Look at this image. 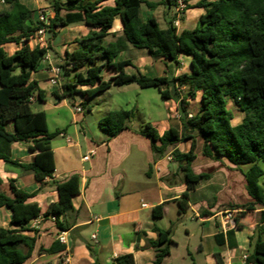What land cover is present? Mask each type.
Wrapping results in <instances>:
<instances>
[{
  "label": "trees",
  "instance_id": "obj_1",
  "mask_svg": "<svg viewBox=\"0 0 264 264\" xmlns=\"http://www.w3.org/2000/svg\"><path fill=\"white\" fill-rule=\"evenodd\" d=\"M50 1L54 15L48 18L47 25L43 24L49 35L55 37L59 28L78 23L90 28L87 35L73 41L76 48L67 51L59 65L63 79V94H55L59 100L68 98L74 105L77 94L91 99L112 85L133 83L141 88L159 87L162 98L168 100L171 98L169 90H161L162 86L170 84L167 77L127 74L125 68L132 62L116 61V58L129 45L146 50L154 59L177 63L181 55L191 58V72L173 79L177 86L187 88L180 106L182 117L186 119L182 131L171 127L159 135L156 128L147 123L141 133L151 140L152 150L157 155H164L170 147L191 140L188 152L178 149L173 152L187 184L184 200L189 199V191L210 177L209 173L193 170L197 158L194 132L202 139L204 157L214 162L226 161L242 173L251 201L228 204V207L234 210L232 218L236 227L246 225L248 214L261 209L250 237L251 250L245 264H264V186L261 183L264 168L259 164L264 162V0H200L195 6L203 8L205 13L194 29L181 33L175 26V16L167 21L166 27H162L156 17L147 20L142 17L143 5L150 10L159 6L171 10L178 7L180 0H113V5H104L108 0ZM4 4L6 8L0 11V160L32 170L36 181L43 183L52 178L56 169L51 142L61 133L60 130L49 131L45 111L32 109V98L44 101V92L38 82L32 80V73L47 50L28 44L39 28L38 22L32 19L33 11L21 0H4ZM116 18L121 19L124 34L104 44ZM7 44H16L19 48L8 54ZM104 69L114 75L109 81H103L100 75ZM198 94L201 95L200 109L187 118L184 108L187 100L196 99ZM230 102L245 114L237 125L232 124L234 113L229 108ZM131 117L130 111L115 110L99 125L112 138L127 128ZM17 142L29 143L28 149L36 153L31 163L11 158V146ZM244 166L249 167L245 170ZM53 185L58 201L50 204L45 212L37 203L29 202L36 193L19 189L13 181L10 182L11 195L0 191V207H7L13 214L12 228L0 227V264H25L31 257L36 238L24 234V226L31 220L53 216L59 230H67L60 217L74 210L72 197L79 194V177L74 174ZM182 206L183 200L180 210ZM154 214L162 216V213ZM205 214L211 215L210 212ZM173 226L167 230L154 228L159 238L148 243L155 250L154 264H165L164 259L170 254L174 243ZM233 238L232 230L226 233V240L224 235L215 237L219 244L227 241L232 248L236 246ZM63 249L64 246L55 241L49 248L41 247L40 251L54 253ZM215 256L218 264H224L219 252ZM115 264L136 263L133 254H125L117 257Z\"/></svg>",
  "mask_w": 264,
  "mask_h": 264
},
{
  "label": "crops",
  "instance_id": "obj_2",
  "mask_svg": "<svg viewBox=\"0 0 264 264\" xmlns=\"http://www.w3.org/2000/svg\"><path fill=\"white\" fill-rule=\"evenodd\" d=\"M61 1L66 2V0ZM199 1L182 2L184 9L181 14H178V7L171 10L165 9L167 16H175L176 21L179 18V25L176 26L178 33L183 30H192L197 26L200 17L205 13L203 8L195 6ZM21 2L33 11L34 22L38 21L42 12L49 17L54 15L50 0H21ZM113 4V0L104 3V5ZM143 7L144 20L152 17L158 19L156 14L160 6L156 10ZM89 30L85 23H78L59 28L55 37L45 33L47 53L37 70L32 73V80L37 81L44 92V101L35 98L32 103L34 105L42 102L43 108L38 111H45L47 115V109L56 108L58 103L69 102L68 98L59 100L56 97V93L63 94V79L60 77L58 85L51 84L49 81L52 75L51 68L54 65L59 66L66 52L76 48L73 41L87 35ZM123 34L122 21L116 18L104 44L122 37ZM28 44L32 48L38 46L33 36ZM18 48L16 44L5 45L8 54H13ZM124 60L132 62V65L125 68L127 74L141 73L147 77H167L170 80V84L162 86L161 90H169L171 98L167 102H174L175 117L180 114L181 118L180 121L175 119L176 124L172 125L173 116H162L156 122L158 127L155 128L159 135H163L171 127L182 131L186 119L182 117L178 108L181 92L173 79L191 72V58L181 55L177 63L163 58L154 59L146 50L129 45L128 49L116 58V61ZM86 69L82 71L85 72ZM100 75L103 81H109L114 77L105 69ZM113 86L116 85L111 87ZM74 98L71 114L73 122L77 124L80 119L82 120L86 97L77 94ZM196 98H199L201 103V95L198 94ZM187 102L189 107L191 100L188 99ZM79 106L82 111L76 112L75 108ZM88 108L91 109L92 106ZM199 109L200 105L196 113ZM185 111L191 113L189 110ZM110 112L112 110H107L105 117ZM130 124L129 120L127 128L112 138L100 128V125L99 131L92 136H87L83 128L75 127L73 135L69 134L68 129L57 128L56 130L61 131L58 136L63 138L64 142L55 145L53 140L57 136L52 140L56 169L52 178H47L43 183L36 181L32 170L0 160L2 182L0 191L11 195L10 182L13 181L19 189L36 193L29 202L37 203L42 212H45L50 204L58 201V193L53 182H62L74 174L79 177V194L72 197L74 210L60 217V222L67 230L60 231L53 216L47 218L39 216L24 226L26 229L24 234L36 238L31 257L25 264H115V259L125 254H133L136 264H154L155 250L148 246L149 241H156L159 238L154 228L167 230L172 224L174 226L171 238L174 243L170 254L164 259L165 264H218L215 256L218 252L224 264H245L246 259L243 256L250 254V237L254 234L256 217L261 209L248 214L246 225L235 226L232 218L234 210H230L228 204L251 201L242 173L226 161L214 162L204 157L201 147L203 161L197 164L199 156L195 151L197 158L194 161L193 170L195 173H209L210 177L200 182L194 190L189 191V199L184 200L183 196L188 191L184 173L180 170L179 163L175 159L169 161L168 156H173V152L177 149L182 153L188 152L191 148V140L170 147L164 155H157L152 150L151 140L142 134L141 130H137ZM187 142L189 147L184 151L182 146ZM28 146L29 143L12 144L11 158L26 164L31 163L36 153L31 152ZM157 146H160V142H157ZM91 150H95L96 154L89 161H83V156ZM208 161L212 162L211 164L224 165V173L222 171L213 173L210 163L205 164ZM228 171L233 174L228 175L226 173ZM263 178L264 176L261 183L264 186ZM238 193L242 195L241 200ZM182 200L183 206L180 210ZM155 207L158 208L155 210ZM154 212L162 213V216L156 217ZM207 212L211 215H206ZM188 214H191L192 219L197 223L186 230L185 241L182 243L175 238V226ZM12 217L10 209L0 207V227L12 228L10 226ZM166 219L168 222L165 224ZM229 230L234 232L233 240L236 246L233 248L228 246L227 241L225 244H219L215 239L216 235H224L226 240V233ZM62 233H66L68 238V244L63 245V250L54 253L40 251L41 247L49 248L58 241V236ZM66 248L71 254L69 263L64 259Z\"/></svg>",
  "mask_w": 264,
  "mask_h": 264
},
{
  "label": "rangeland",
  "instance_id": "obj_3",
  "mask_svg": "<svg viewBox=\"0 0 264 264\" xmlns=\"http://www.w3.org/2000/svg\"><path fill=\"white\" fill-rule=\"evenodd\" d=\"M6 5L0 1V11L5 9ZM143 8H147L145 5ZM163 6H160V9L158 10V13L156 14L158 19L160 20V24L162 27H165L167 25V21L171 19V15L167 16V12ZM42 10V9H40ZM43 14L45 12H42ZM178 14H181L179 12ZM139 51V50H138ZM165 87V86H164ZM180 95H186L187 94V88L184 90H180ZM169 100V99H168ZM168 100H165L162 98L160 93L159 87H150V88H141L137 84H133L130 86H113L107 91L95 96L92 99H88L86 97V105L84 107V112L82 114V120L80 119L77 124L73 122V116L71 114V105L68 104L69 102H62L58 103V106L56 108H49L47 109V115H48V128L51 132H55L57 128L61 129H68L69 134L73 135V131L75 127L77 128H83L87 136H92L95 132L99 131V123L100 121L105 117L107 110H127L130 111L132 114V117L130 118V125L136 128L137 130L144 129L146 123H151L154 127L157 126V121L162 116L163 117H171L173 116V119H171L172 125L176 124V120L180 121L178 118L175 117L176 109L173 107L174 102ZM191 100V105L188 107V104L184 107L185 110H189L192 114H196V111L199 108L200 105V99L196 98L194 100ZM178 108L180 112L182 113V110L180 106L181 99L179 98V104ZM92 106L91 109L88 107ZM43 105L42 102H38L34 105H32V109L34 111L42 110ZM229 108L234 113V119L232 121L233 125L239 124L245 114L238 110V108L230 102ZM85 119L83 120V118ZM176 119V120H175ZM180 125L179 122L177 124ZM144 126V127H142ZM183 129V127H182ZM195 137L197 138V148L196 152L198 154V160L197 164L201 163L203 161V156L201 155V147H202V139L198 137V133H194ZM188 141V140H186ZM54 144L57 145L59 143H63V138L57 136L53 140ZM185 142V141H183ZM186 151V149L189 147V142L184 143L182 146ZM210 163V169L212 172L216 171H222L225 169L224 165L222 164H211L212 162L208 161L205 162V164ZM259 164L264 168V162L260 161ZM202 164L200 165V167ZM209 167V166H207ZM249 167V166H244ZM228 175H232L230 171L226 172ZM227 175V176H228ZM264 181V178H263ZM239 194V199L242 198V195ZM241 200V199H240ZM168 222V219L165 220V224ZM196 221L192 219V215L188 214L184 220H181L180 223H178L175 226V238L176 240H179L180 242L185 241L186 237V230L193 225H196Z\"/></svg>",
  "mask_w": 264,
  "mask_h": 264
},
{
  "label": "built area",
  "instance_id": "obj_4",
  "mask_svg": "<svg viewBox=\"0 0 264 264\" xmlns=\"http://www.w3.org/2000/svg\"><path fill=\"white\" fill-rule=\"evenodd\" d=\"M2 3H4V0H1ZM183 1L180 0L179 1V4H178V12H181L183 9H184V5L182 3ZM49 16L46 15V14H43L41 13L38 17V25H39V28L37 31H35L34 35H33V39L36 40V43L38 45V47H41V48H46V40H45V33H46V28L44 25H47L49 20H48ZM41 23V24H40ZM44 24V25H43ZM179 25V18L177 19V21L175 22V26H178ZM51 71H52V75L51 77L49 78V81L51 84L53 85H58L59 84V81H60V77H61V69L59 66H52L51 68ZM179 91L180 90H184L186 87L185 86H177ZM182 96L181 95V99H182ZM32 101L35 100V98H32L31 99ZM76 112H81L82 111V108L79 106V107H76L75 108ZM194 114L192 113H188V116L187 118H191ZM176 118L180 119L181 118V115L180 114H177L176 115ZM96 152L95 150H91L89 153L85 154L82 158L83 161H89L91 159V157L93 155H95ZM168 160L169 161H172L174 160V157L172 155H169L168 156ZM58 241L62 244V245H67L68 244V238L66 236V233H62L58 236ZM64 259L67 263L70 262V259H71V254H70V251L66 248L65 251H64ZM244 259L247 258L246 255L243 256Z\"/></svg>",
  "mask_w": 264,
  "mask_h": 264
},
{
  "label": "water",
  "instance_id": "obj_5",
  "mask_svg": "<svg viewBox=\"0 0 264 264\" xmlns=\"http://www.w3.org/2000/svg\"><path fill=\"white\" fill-rule=\"evenodd\" d=\"M105 222H106V220H105ZM102 223V222H101Z\"/></svg>",
  "mask_w": 264,
  "mask_h": 264
}]
</instances>
